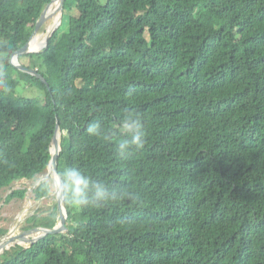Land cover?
<instances>
[{
    "label": "trees",
    "instance_id": "16d2710c",
    "mask_svg": "<svg viewBox=\"0 0 264 264\" xmlns=\"http://www.w3.org/2000/svg\"><path fill=\"white\" fill-rule=\"evenodd\" d=\"M50 1L0 0V194L47 168L59 124L68 168L129 195L66 202L68 233L0 264H264V0H72L65 22L66 0L48 48L20 57L49 90L10 59ZM31 85L42 101L17 94ZM126 112L151 139L120 156ZM29 221L54 228L58 209Z\"/></svg>",
    "mask_w": 264,
    "mask_h": 264
},
{
    "label": "rangeland",
    "instance_id": "374dc122",
    "mask_svg": "<svg viewBox=\"0 0 264 264\" xmlns=\"http://www.w3.org/2000/svg\"><path fill=\"white\" fill-rule=\"evenodd\" d=\"M72 0H69L68 2V6L65 10V22L69 21V17L71 15V12L69 11V6L71 4ZM56 19V22L58 20V16L55 15L53 20L50 19L48 21H53ZM46 23V22H45ZM44 23V24H45ZM50 25V27L52 28L53 25ZM30 26V25H29ZM44 27V25H42V27L40 28V30L38 31V34H41L44 31H41V29ZM50 29V28H49ZM41 31V32H40ZM50 30L46 31V33H44V38H40L39 35V40H37V42H41L42 39L45 40V36L46 34L49 32ZM40 32V33H39ZM35 37H38V36ZM61 37H62V43H64L66 41V37H67V33L66 30L63 29L60 33ZM24 61L27 62L28 60L26 58H24ZM37 61L36 65L39 66L38 64L41 62L40 58H36L35 62ZM30 88H25V87H20L17 91V94H19L22 97H26V98H36L38 100H41L42 97H44L43 95V91L37 86V85H31L29 86ZM42 101V100H41ZM143 128H144V132H145V137H147L149 140L151 139V135H150V128L149 126H146V124H143ZM121 130H118L117 128L112 129L111 133L109 134L110 136H112L111 138H113V136L115 137H119L118 142H121L124 137L120 134ZM63 154H62V159L60 160V164H59V170L60 173L62 174L63 171L68 168V164H67V150L69 147V141L68 138L65 137V140L63 142ZM47 174H49V170L43 172L41 175H39L38 177H36L35 179H31V180H22L17 182L16 184H14L12 187H10L9 189H7L5 192L0 194V230L1 229H5V232L2 236H0V240H3L5 238H8L6 241H4L3 244L12 246L13 245V238L16 239V244L14 245V248L16 246H20V247H25L28 242L25 241V239H20L23 235H25L26 233H37L42 231L39 228H42L44 226H41V224H32L30 223V219L33 217H47L51 214V212H53V210L55 208L58 209V196L54 195L53 191V182L49 179H44L43 177L46 176ZM49 177V175L47 176ZM40 179H44L43 181H40ZM48 180V182L51 184L53 191L51 192V187H50V195L47 198H43V199H39L38 198V190L39 188L46 184L43 183L44 181ZM42 183V184H41ZM40 184V185H39ZM48 184V183H47ZM39 185V188L37 190V193L35 194V190L37 189ZM17 190H22L25 191V197H21V198H16L14 199L11 203L7 204L5 203L6 198L8 197V195L10 193H12L13 191H17ZM59 211V210H58ZM59 220H60V215H59ZM37 229V230H35ZM12 230L14 232L10 235V236H6L8 234V232ZM31 230H35L30 232ZM66 233V232H63ZM6 236V237H4ZM32 236H29V239H31ZM0 249H4L0 252V254H2L3 252H7L9 250H12L11 248L7 247V248H0ZM8 249V250H7ZM4 253V254H5Z\"/></svg>",
    "mask_w": 264,
    "mask_h": 264
},
{
    "label": "clouds",
    "instance_id": "9594fccd",
    "mask_svg": "<svg viewBox=\"0 0 264 264\" xmlns=\"http://www.w3.org/2000/svg\"><path fill=\"white\" fill-rule=\"evenodd\" d=\"M118 124L120 134L124 137L116 145L119 155L126 156L142 150L145 132L141 117L132 112H126ZM87 132L91 136H100L103 132L102 123L100 121L90 123ZM58 192L66 202L75 207L101 206L117 199L118 196L129 195L125 191L117 192L105 182L93 179L75 167H69L63 171Z\"/></svg>",
    "mask_w": 264,
    "mask_h": 264
},
{
    "label": "water",
    "instance_id": "95a60500",
    "mask_svg": "<svg viewBox=\"0 0 264 264\" xmlns=\"http://www.w3.org/2000/svg\"><path fill=\"white\" fill-rule=\"evenodd\" d=\"M65 1L66 0H51L50 1V3L46 6V8L41 13V16L37 20L36 28H35L32 36L30 37L29 41L26 43L25 46L20 48L18 51L14 52L11 59H10V64L12 66L19 69L23 73L30 74V75L40 79L47 86V88L49 90H51V89H50V86H49L48 82L46 81V79L41 74H39L36 70L28 69L27 67H25L21 63L20 57L26 56V55H31V54H40L48 48L49 41L52 38L53 34L62 26L63 17H64ZM57 3L59 4L58 5L59 21L57 23V26H55V28L48 34L47 40L45 43L46 46L44 48H42V50H39L31 44L32 40H33L36 32L38 31V29L52 15V13L55 10V6ZM62 140H63L62 130H61L60 125L58 124L56 126L55 136H54L52 143H51V146H50L51 157H50L49 164H48L47 168L44 169V171H42L41 173H39L36 177L41 175L43 172L52 169L53 172L55 173L56 177L61 182V174L59 173V159H60L61 153L63 151ZM47 197H45V198H47ZM58 201H59L58 210H59V215H60V220H59L58 224L54 228H45V227L39 228V229L43 230V233L40 236L33 238L30 241H28V244L24 247V250L31 248L34 244H36L40 240L46 238L48 235L63 234V232H66V233L69 232V229L67 227V221H68L69 215H68L66 200L64 197H62L58 194ZM35 230H37V229H35ZM35 230H31L30 232L35 231ZM12 233H13V231L10 230L6 236H10ZM6 236H4V237H6ZM15 244L16 243H13L11 249L14 248ZM4 253L5 252L0 254V261L6 260L8 257H10V255H13V252L11 250L7 251L5 254Z\"/></svg>",
    "mask_w": 264,
    "mask_h": 264
},
{
    "label": "bare ground",
    "instance_id": "6f19581e",
    "mask_svg": "<svg viewBox=\"0 0 264 264\" xmlns=\"http://www.w3.org/2000/svg\"><path fill=\"white\" fill-rule=\"evenodd\" d=\"M58 3L56 4V6H55V10H54V12L52 13V15L45 21L46 23L45 24H43L44 25V27L41 29V31H44V33H46V31H48V30H50L47 34H46V36H45V40H42L41 42L39 41V42H37V37H35L36 35H37V33H38V31L40 30V28L42 27H40L39 29H38V31L36 32V34H35V36H34V38H33V40H32V45L35 47V48H37V49H39V50H42V48H44L45 46H46V40H47V36H48V34L55 28V26H57V23H58V21H59V10H58ZM55 15H57L58 16V20H57V22H56V19L53 21V23H52V21H48V20H50V19H52L53 20V18H54V16ZM51 23H52V25H53V27L51 28L50 27V25H51ZM50 28V29H49ZM40 31V32H41ZM39 32V33H40ZM38 36V35H37ZM49 175V177H47ZM44 179H50L52 182H53V188H54V191H53V188H52V186H51V192L53 191V193H54V195H57L58 196V194H59V192H58V188H59V186H60V180L56 177V175H55V173L53 172V170L52 169H50L49 170V174H47L46 176H44L43 177ZM44 179H40V181H43ZM48 180H46V181H48ZM45 182V181H44ZM42 184V183H41ZM40 185V184H39ZM38 185V186H39ZM51 185V184H50ZM43 233V231H40V232H37V233H26L25 235H23L20 239H25V241H30L31 239H33V238H36V237H38V236H40L41 234ZM13 235H14V232H13ZM29 236H32V238L31 239H29ZM8 238H5V239H3V240H0V248H7V247H9V248H11L12 246H9V245H6V244H3L4 243V241H6ZM16 239H14L13 238V240H12V242L13 243H16V241H15ZM2 250H4V249H0V252L2 251ZM8 250V249H7Z\"/></svg>",
    "mask_w": 264,
    "mask_h": 264
},
{
    "label": "flooded vegetation",
    "instance_id": "af4514ba",
    "mask_svg": "<svg viewBox=\"0 0 264 264\" xmlns=\"http://www.w3.org/2000/svg\"><path fill=\"white\" fill-rule=\"evenodd\" d=\"M59 212V211H58Z\"/></svg>",
    "mask_w": 264,
    "mask_h": 264
}]
</instances>
